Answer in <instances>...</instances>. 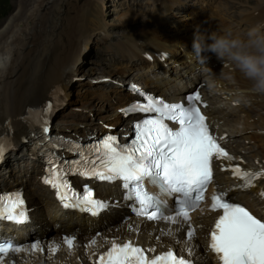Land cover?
<instances>
[{"label": "bare ground", "instance_id": "bare-ground-1", "mask_svg": "<svg viewBox=\"0 0 264 264\" xmlns=\"http://www.w3.org/2000/svg\"><path fill=\"white\" fill-rule=\"evenodd\" d=\"M195 1H200L201 4L206 2L207 5L200 9L185 10L181 16H176L178 5L185 3L182 0H148L152 10L138 11L141 16L153 15L154 12L145 22L140 20L136 11L130 10L126 15L121 14L119 19L122 22L132 25L137 23L136 26L139 27L133 26L132 31L117 37L115 45L112 46L122 57L115 58L119 65L113 68L98 67L99 71L94 72L103 73V78L106 76L123 81L136 71L132 78L143 81L157 93L171 91L175 96L184 93V74L194 77L198 70H203L194 59L191 62L187 59L197 31L220 34L229 32L245 38L238 34L239 30L231 29V16L226 12L224 13L227 16L220 13V7L214 5L213 0V3L211 0ZM235 1L236 6L245 3L244 0ZM106 2L14 0L13 10L0 24V137L13 144L12 154H31L30 143L36 127L35 118L32 117L37 115L39 108L49 104L52 106L60 97L67 100L68 106L60 110V114L57 113L60 118L54 128L59 131L84 133L86 128L102 129L99 124L101 120L110 124L123 121L118 109L133 98L124 86L115 85L111 91L89 93L91 96L100 94V100L96 98L93 103L90 99L73 98L74 81L84 76L85 71L80 72L82 66L79 62L82 57L85 58V51L92 47L94 38L99 34H103L104 38L110 37L109 26L103 19ZM258 2V8L243 10L239 18L249 29L254 25H261V30L264 31V0ZM163 51L169 52L170 57L160 61L159 54ZM146 53L154 55L153 62L145 57ZM207 55L210 57L208 66L212 72L204 70L205 77L213 81L214 90L220 94L221 101L224 100L228 105L217 106L212 95L205 90L210 102L208 111L216 123L218 115L220 119L225 117L226 126L232 123V118L227 117L236 115L235 110L241 112L243 125L241 128L232 125V133L253 143L248 148L254 149L249 155L254 162L248 165L256 171L264 172V94L250 91L251 82L233 65L224 64L214 53ZM124 61L127 65H123ZM104 69L113 70L105 72ZM80 81L83 80H79V84ZM78 107L80 111H77ZM236 120L239 121V118ZM219 131L229 132L222 128ZM230 149L237 155L241 154L235 144ZM9 158L11 159L10 155L5 165L11 162ZM34 165L36 168L31 172L29 168L17 173L10 170V183L6 180L5 182L9 189L20 186L25 190L36 214L33 226L38 229L36 236L40 238V243L46 244L48 239L45 238L49 236H52L49 239H58L60 233L66 232L76 233L82 239L91 236L98 229L102 231V236L99 237L102 240L107 236L122 240L138 237L139 242L155 252L166 251L174 243L184 244V226L168 221L147 223L135 218L122 219L121 210L106 213L99 219L79 214H61L55 206L53 194L41 184L38 175L39 162L36 161ZM234 183L230 172L218 170L213 184L219 189L232 191ZM102 186L112 193L116 191L113 186L101 185V188ZM235 193L237 199L249 204L258 214L264 216L263 181L258 182L250 192ZM205 217L203 221L210 219L211 215ZM204 233V229H200L196 240L199 253H204L207 245ZM206 257L210 258L211 254L206 253ZM58 261L60 264L73 263V259L65 256Z\"/></svg>", "mask_w": 264, "mask_h": 264}, {"label": "snow or ice", "instance_id": "snow-or-ice-1", "mask_svg": "<svg viewBox=\"0 0 264 264\" xmlns=\"http://www.w3.org/2000/svg\"><path fill=\"white\" fill-rule=\"evenodd\" d=\"M200 100L201 94L196 92L187 97V107L180 103L169 104L150 96L147 103H134L129 106V111L154 115L135 123V137L128 145H120L114 136L103 139L95 148L103 171L92 168L82 173L91 174L101 180H122L125 188L131 186L129 196L138 202L136 211L139 215L152 221L188 224L186 233L188 240L195 235V229L190 223V211L198 207L199 202L205 198V189L213 179V157L234 159L211 134L206 116L195 103ZM51 107L50 104L46 105L48 110ZM166 119L178 122L179 127L173 130L165 123ZM41 123L42 131L47 133V123L44 121ZM6 150L4 138L0 137V159ZM233 174L243 180L241 186L251 187L253 179L264 175V172L244 171L237 165L233 168ZM63 175V169L50 162L49 174L44 178V183L57 189L59 199L66 201L67 197L62 191L67 188ZM146 178L150 183L158 185L162 194L167 196L179 194L177 206L171 209L174 215H165L169 209L164 207L160 194H150L144 189ZM91 195L89 192L79 203H65V206L84 205V210L98 214V210L106 205L91 199ZM212 201V209L223 211L210 232L209 245L221 264H264V220L258 219L240 204L228 202L225 193L214 194ZM0 218L17 223H23L28 219L22 193L0 194ZM65 243L72 248L75 238L67 237ZM38 247V242L31 246L32 250ZM22 250H24L22 246L12 241H0V264H3L10 254ZM98 264H192V262L184 257H178L172 250L149 259L145 249L134 246L129 241L123 244L113 243L111 249L99 257Z\"/></svg>", "mask_w": 264, "mask_h": 264}, {"label": "rangeland", "instance_id": "rangeland-1", "mask_svg": "<svg viewBox=\"0 0 264 264\" xmlns=\"http://www.w3.org/2000/svg\"><path fill=\"white\" fill-rule=\"evenodd\" d=\"M106 1L107 2H106L105 7H104L103 19H104L105 23H108L109 27L111 26V28H113L110 30V37L118 36L123 31L124 32L122 34H126L130 31H132L133 25L130 23H128V24L126 23L127 24L126 25L119 18L121 16V14L126 15L127 14L126 12H129L130 10L136 11L137 13H138V11L134 10L132 8L126 10L125 7H128V8L134 7L135 9L141 8L142 10H149V8H150L149 5H151V4H149L148 0H119V1H113V0L108 1V0H106ZM179 1H181V0H179ZM237 1H239V0H237ZM244 1H245V3L248 1L247 2L248 4L242 3L243 5L240 4V5L236 6L237 2L235 0H213L214 5H217L220 7V9H221L220 13H222L224 15H226L224 12L229 13V15L231 16V17H229V20L231 22V29L232 30H235V29L239 30L238 34H240V36H242V37L246 36V33L249 30V28L244 22L240 21L239 15L241 16L243 10H249V9L252 10V9H254V7L259 6V2H258L259 0H244ZM184 2H185V4L181 5V7L186 6L187 9L189 6H190V8H192L193 6L197 7V8H199V7L201 8V7L206 6V2H204L203 4H201L200 1H195V3L188 2L189 4L186 3L185 0H184ZM211 2H212V0H211ZM192 4H193V6H192ZM13 8H14V0H0V24H1L2 20H4L11 13L10 11H12ZM177 9H178L177 13H182V11L185 10V9H179V8H177ZM177 16H180V14H178ZM138 17L140 18V20L145 22V20H143L141 18V17H143V16H141V14L138 13ZM127 26H129L128 30H127ZM103 36H104L103 34H99L95 38L94 42L96 44H95V47L93 48V51L89 52L87 54V56H85V59L83 58V60H84L82 62L83 67L80 68V70H81L80 72L82 73V70H84L85 71L83 73L84 76H80V78L77 79V80H83V81H80V84H79V82H74V85L72 86L73 98H75L76 100L77 99L82 100L85 98V99L93 100L92 101V103H93L96 101V98L100 100V94H97L96 96H94V95L91 96L88 93L89 89L95 88V89L101 90L102 88L108 89V87H109L108 85L105 87V86H102L100 84H96L95 86H93L94 84H92V82L89 80L91 76L95 75L94 77H91V78L96 79L97 78L96 74H100L98 72H94L95 70L99 71L98 67L109 68V65H111V64H109L111 62V60L109 61V59L111 58L113 51L109 49L108 46H110L111 44L108 45V43H113L114 40H109V38H104ZM108 40H109V42L105 43ZM115 40L117 41V38ZM114 45H115V43H114ZM113 65H111V66H113ZM100 70L103 71V69H100ZM112 70L113 69H104L105 72L106 71H112ZM101 74H102L101 76H103V73H101ZM92 93H94V92H92ZM82 95H84V96L82 97ZM88 96H89V98H88ZM238 113H239L238 115H240V112H238ZM239 124H241V123H239ZM239 126H241V125H239ZM232 142H234L238 145H240V144L245 145V143H246L240 137L235 136V134H233ZM247 143H248V141H247ZM250 145H247L246 147L248 148ZM243 150L245 151V153H248L251 149L248 150V149L243 148ZM11 164H12L13 168L16 167L17 169H19L21 171L25 170L26 168H29L30 170L32 168H34L32 165L33 163L25 155L22 157L20 155L19 156L13 155L11 157Z\"/></svg>", "mask_w": 264, "mask_h": 264}, {"label": "clouds", "instance_id": "clouds-1", "mask_svg": "<svg viewBox=\"0 0 264 264\" xmlns=\"http://www.w3.org/2000/svg\"><path fill=\"white\" fill-rule=\"evenodd\" d=\"M261 27H251L245 38L229 32L220 34L197 31L187 59L189 62L194 59L203 70L211 73L212 69L208 66L210 57L207 53H214L224 64L233 65L251 82L250 91L264 94V31Z\"/></svg>", "mask_w": 264, "mask_h": 264}, {"label": "trees", "instance_id": "trees-1", "mask_svg": "<svg viewBox=\"0 0 264 264\" xmlns=\"http://www.w3.org/2000/svg\"><path fill=\"white\" fill-rule=\"evenodd\" d=\"M136 24H137V23H135L133 26H134L135 28L139 27V26H136ZM141 25H142V24H141Z\"/></svg>", "mask_w": 264, "mask_h": 264}]
</instances>
